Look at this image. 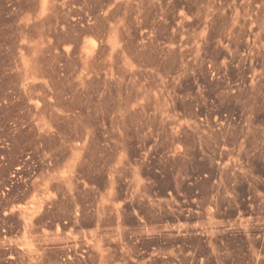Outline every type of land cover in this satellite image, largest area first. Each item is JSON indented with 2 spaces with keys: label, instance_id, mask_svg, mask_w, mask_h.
<instances>
[{
  "label": "rangeland",
  "instance_id": "1",
  "mask_svg": "<svg viewBox=\"0 0 264 264\" xmlns=\"http://www.w3.org/2000/svg\"><path fill=\"white\" fill-rule=\"evenodd\" d=\"M260 253L264 0H0V264Z\"/></svg>",
  "mask_w": 264,
  "mask_h": 264
},
{
  "label": "built area",
  "instance_id": "2",
  "mask_svg": "<svg viewBox=\"0 0 264 264\" xmlns=\"http://www.w3.org/2000/svg\"><path fill=\"white\" fill-rule=\"evenodd\" d=\"M243 219H245V218H243ZM247 219L250 220L249 225L251 228H254L257 225L256 221H254L255 217L249 216V217H247ZM258 257L264 258V254L260 253V254H258Z\"/></svg>",
  "mask_w": 264,
  "mask_h": 264
}]
</instances>
